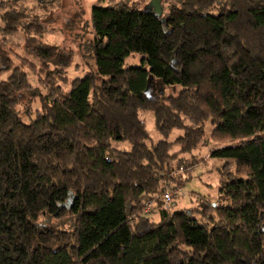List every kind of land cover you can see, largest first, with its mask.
<instances>
[{"label": "trees", "instance_id": "obj_1", "mask_svg": "<svg viewBox=\"0 0 264 264\" xmlns=\"http://www.w3.org/2000/svg\"><path fill=\"white\" fill-rule=\"evenodd\" d=\"M19 1L1 2L0 35L41 37ZM166 14L92 7L96 72L67 91L31 93L0 44V76L11 72L0 80V264H264V0H175ZM26 50L58 72L71 65L56 46ZM133 53L142 65L124 68ZM24 96L40 105L27 123L16 110ZM140 113L164 140H151ZM207 121L221 160L216 204L169 208L163 185L196 163L171 167L180 152L170 151L196 150ZM46 215L74 227L40 226Z\"/></svg>", "mask_w": 264, "mask_h": 264}, {"label": "rangeland", "instance_id": "obj_2", "mask_svg": "<svg viewBox=\"0 0 264 264\" xmlns=\"http://www.w3.org/2000/svg\"><path fill=\"white\" fill-rule=\"evenodd\" d=\"M114 1L144 10L150 5L152 0H20L17 3L18 8L23 7L28 11V14L39 17L45 31L41 37H31V39L25 37L21 30L6 36L0 35V44L11 60L12 67H19L25 72L31 93L44 95L47 93V86L51 83L67 91L71 80L80 79L96 72L90 48L93 36L90 26V12L94 6H108L109 3L111 4ZM1 2L5 3L4 6L7 7L6 0H0V8L3 6ZM159 2L163 5L162 16H166L169 7L173 5L175 0H159ZM27 45H53L64 52L70 51L73 55L71 65L65 71L60 70L59 72L52 65L46 67L27 52ZM141 65V55L138 53L129 55L123 61L124 68L139 67ZM47 71H50V73L47 74ZM10 73L1 74L0 80H6ZM103 79V77H99V82ZM160 90L165 91L166 95L173 93L166 87H161ZM39 107L38 97L29 98L24 96L17 104L16 110L22 121L27 123L34 118V113ZM140 119L146 124L153 142L165 139L155 130L153 118L150 114L140 113ZM211 131L212 126L207 121L204 124L203 142L196 150L181 152V146L174 145L170 151V154L180 152L175 156L171 167L177 169V165L181 162L182 164L183 162H196L186 172H175L173 174L174 180L166 182L180 191V196L176 200L174 209L198 208V200L201 198L216 204L218 169L221 167V160L210 156L211 151L218 146L209 138ZM180 134V131H172L166 137V140L172 142ZM112 145L120 150L129 149L126 143L113 142ZM149 216L154 222L157 221L154 212ZM38 223L40 226L60 231H71L74 227L73 218L69 216L58 219L46 215L41 217Z\"/></svg>", "mask_w": 264, "mask_h": 264}, {"label": "built area", "instance_id": "obj_3", "mask_svg": "<svg viewBox=\"0 0 264 264\" xmlns=\"http://www.w3.org/2000/svg\"><path fill=\"white\" fill-rule=\"evenodd\" d=\"M180 196V191L175 189L169 184H164L162 187V192L160 193V199L164 205L169 208H174L176 205V200ZM152 207V202L148 201L146 203V208L144 212H149Z\"/></svg>", "mask_w": 264, "mask_h": 264}, {"label": "water", "instance_id": "obj_4", "mask_svg": "<svg viewBox=\"0 0 264 264\" xmlns=\"http://www.w3.org/2000/svg\"><path fill=\"white\" fill-rule=\"evenodd\" d=\"M146 9L152 10V13L158 18L162 16V8L160 6L159 0H152L150 5Z\"/></svg>", "mask_w": 264, "mask_h": 264}]
</instances>
